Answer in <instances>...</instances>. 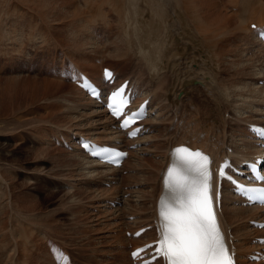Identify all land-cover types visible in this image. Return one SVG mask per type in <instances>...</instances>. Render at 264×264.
Returning <instances> with one entry per match:
<instances>
[{"label": "bare ground", "instance_id": "1", "mask_svg": "<svg viewBox=\"0 0 264 264\" xmlns=\"http://www.w3.org/2000/svg\"><path fill=\"white\" fill-rule=\"evenodd\" d=\"M19 1L16 0L17 4ZM33 1L21 0L22 3L26 2V4H31ZM59 1H61L60 5ZM188 1L196 3L198 10H192L196 16H189L186 14L187 11L182 9L184 3L189 4ZM34 2V7H38L37 11H35L40 22V27L38 28L40 31L36 32L39 34V39L36 41V44L32 42V47L38 46L42 48L46 45L49 46L50 40L60 42L64 46H59L60 51L67 53V56L84 72L96 80H99L102 66L107 63L108 65L116 66V69L122 73L126 71H122L124 69L121 67V63L137 66L140 72L146 74L143 77V74L138 73V69L135 70L142 82V86L145 85L143 86L144 88H149L152 99L154 100L155 98L156 103H159L156 116L148 118V121L152 123L151 129L145 135L132 139L130 141L131 144L130 142L128 143V145L130 144L129 146L134 147L130 151L133 157H130V159L126 158L124 167L121 169H103L104 166L99 165L95 161L82 159L75 152H68L64 146H62L63 148H57L60 152L67 154V156L75 160L74 164H71L72 162L68 163L69 166L71 165V169H69L70 174H67L69 182L74 187L92 190L86 187V183L94 179L99 180V178H104L100 182L108 187L111 184L119 185L109 189H93L92 191L96 190L98 194L104 192L105 195H98L92 198L90 207L99 210V218L106 215L109 216L107 219L109 223V235L104 233L101 235V238L109 237L111 241L109 240L107 246H105L106 251L105 249L98 251L97 255L103 256V258L105 255H108L109 258L114 255L115 257L126 258V252L123 248L124 246H122L123 242H119L117 238L120 236L119 231L122 229L124 223L126 225L129 224L128 220L130 218L128 219V215L124 211H121L118 205L113 206L112 204H108V202L112 201L113 203L116 201L120 203L123 196L127 194L124 198V207L129 203L133 204L132 206L135 207V211L130 212L134 213L133 220L140 221L142 217L141 213L148 215L146 212H150L153 215L156 199L161 190L160 171L164 168L166 162L163 150L167 149L168 145L188 141L194 146L198 145L195 143L196 138L206 139L201 144L211 150L217 159L223 156V147L228 148L227 146L233 147L236 152H242L244 155H248L251 152L253 143L247 140L246 134H241L240 121L244 119L255 121L264 119V89L258 85L260 77L255 75L257 71L255 69L259 67L258 62L261 59L256 54L257 50L254 51L252 49L251 51H247L248 54L244 53V49L250 43L245 37V34L249 31L245 26L256 18H264V0H141V3L129 0H36ZM54 2L60 7L58 5L57 7ZM52 3L57 7L56 11L58 9V12H53L55 9H53ZM227 5H233L236 8L232 10ZM94 6L97 10L90 13L92 11L90 9H93ZM81 7H85V10L83 11ZM64 8L66 10H63ZM87 9L89 12L86 11ZM32 10L34 11V9ZM62 10L66 15H61ZM60 16H62V19L68 16L69 22L67 23L71 27V31L65 36V39L56 34V37H52L50 35L51 31L47 29V22L50 24V30L51 28L52 30L59 29V26L51 24V21H56L55 23L57 24V20L61 21ZM123 20L126 21L128 29L131 28L132 31H136L142 38L144 41L143 45L134 44L131 46L129 37H126L125 34L119 36V28L116 26V23H120ZM103 22L106 25L112 23L113 28L111 27V31H115L114 36L116 34L118 36L117 41L120 46L115 45L114 50L108 48L110 47L108 46L110 43L108 44L106 39L102 42L96 40V37L99 35V23L105 27ZM13 32L10 29L8 30V26H3L0 22V44L6 48L3 51L16 49L17 43L15 41L18 38H15V35L17 32L16 30V33ZM129 32L127 33L128 35ZM36 33L35 35L37 36ZM30 35H32L31 32ZM34 36L33 38L30 36L32 40L35 39ZM115 37L113 38L115 39ZM107 39L111 40L112 38L107 37ZM5 40L7 43L10 42L11 45L6 44ZM236 40H239V42L236 43ZM57 42H55V45L58 44ZM18 44L21 45L20 42ZM133 50H138L140 53L137 54ZM27 51L30 50L27 49L25 53ZM24 55V53H19L18 57L20 59L28 58V55ZM30 57L28 60L33 59L32 55ZM9 60L11 61V59ZM102 60L104 64H102ZM112 60L119 61L116 63ZM18 62L19 60H14V64L16 65ZM187 66L189 67L188 69ZM36 75L38 79L31 81L32 87L30 88L31 95L36 98H31L29 102L40 101L42 105L39 109L37 108L38 111L35 115L31 114V118L28 116L30 114L29 110H26L28 113L24 115L26 118L22 116L24 120L30 121L33 129L37 131L35 134L36 139L30 141V144L31 142H35L37 146L29 145L28 148V151H32L35 155L34 158L39 156L40 152L54 147L52 146L53 143H49L51 137L47 132L49 129H54V127L64 132V138L68 143L72 142L74 137L79 134L92 135L97 139L115 140L118 138L114 121L107 115L105 109L100 103L88 98L84 91L73 82L58 76ZM194 78H196L197 83H194ZM198 87L201 90H198L199 94L196 95L200 96L191 98L189 94L192 95L193 89ZM166 105H171L169 122L166 121V117L164 116V107ZM178 112H180L179 115ZM11 113H13L12 109L0 115V130H2V123L6 124L7 120H10V117L13 116ZM159 124L161 125L160 127ZM155 127L156 130L154 132ZM5 132L7 133V131ZM12 132L15 133L14 131ZM8 133L10 134V132ZM159 138L164 141L162 143L156 142ZM227 140L230 141L229 144H227ZM71 150H75L74 147ZM1 153L3 155L0 154V183L3 182V186L5 185L6 187L10 180L6 182L8 179L1 176V173L5 176V171L7 172V170L4 171L6 169L4 165L8 164L10 169L16 163L6 161L8 151ZM35 160L37 161V159ZM60 164L62 163L60 162ZM65 166L68 165L66 164ZM47 168L49 167L47 166ZM125 168L135 172L125 177H117L118 171ZM7 177L9 178V174ZM128 177H130V184L127 185L125 182L128 181H126ZM30 179L37 180L38 177ZM133 179L138 180V182L135 183L136 181H133ZM124 185L129 188L121 191L120 188L123 189ZM6 189L0 191V210L5 206L8 212V220L4 221L0 219V231L3 229L4 232H7L9 238V236L21 230L27 238L34 233V225L35 227L37 226L35 223L40 222L28 220L35 215L32 209L33 206L24 204L23 200H20V197L17 195L16 197L15 194H11V191ZM239 201H241V198L237 197V200H235V197L228 195L227 192L224 193L221 205L222 225L226 230H233L234 232V235H231V239L235 245L237 264H260L259 261H249L245 256H242L244 251H250L258 246L253 243L254 240L258 239L255 236L264 235V223H249L247 221L248 218L251 219L253 216L261 214L259 213L260 209L259 207L241 205ZM143 206H146V208ZM13 214L17 215L20 220H13L12 222L9 216L14 217ZM263 216L261 214L259 219ZM22 218H25L26 222L22 221ZM244 218L246 222L243 221ZM103 222H105V219H103ZM24 223L28 224L29 227L27 228ZM127 229L129 228H125L124 232ZM10 239L12 238L8 240ZM124 239L128 240V242L141 240L140 238L132 237L127 239L126 236ZM20 242L23 243L24 240H20ZM262 242L264 244V240ZM12 243L14 244L13 239ZM26 243L28 249L35 247V243ZM17 246L18 244H14L15 252L17 250L20 252V247ZM110 246H112V249H109ZM35 253L42 254L43 251L36 250ZM44 253L49 254L47 261L44 260L41 263L40 260L38 261L39 263H34V261L29 264H55L50 250L46 249ZM14 255L15 253L8 254L7 258L6 254L7 259L5 258L2 264H16ZM16 255H18V258L20 257L19 253ZM23 255L22 257H30L34 260L31 252L29 254V252L25 251ZM89 258L83 259L82 262L93 261L92 257L91 259ZM103 261L107 260L103 259ZM123 262L124 260H121L118 263ZM18 264H22L20 260ZM96 264L116 263L101 262ZM151 264H158V262Z\"/></svg>", "mask_w": 264, "mask_h": 264}, {"label": "rangeland", "instance_id": "2", "mask_svg": "<svg viewBox=\"0 0 264 264\" xmlns=\"http://www.w3.org/2000/svg\"><path fill=\"white\" fill-rule=\"evenodd\" d=\"M34 1H36V0H34ZM34 1L32 2V3H34L32 5V3L31 4L30 3L26 4V2L22 3L21 0L19 1L18 4H17L16 0H7V1L2 0V2L0 0V22H1V24H3V26H8V30L10 29V30H12V32L13 31L15 32V30H16L17 34L15 35L16 36L15 38H18V39L20 38L19 41L17 39L18 42L15 41L17 43V47L14 50L10 49L8 51H3L4 49L6 50V48H4L5 47L4 45L0 44V49L2 50V51L0 50V61L4 60L6 62H9L8 59H11L10 67H16V64H14V60L20 61V58L18 57L19 53L26 54L25 51L27 49H29L30 51H35L36 48H37V50H41L43 48V47L40 48L38 46H35V47L31 46L32 42H33V44L34 43L36 44V41L39 39V36H38L39 34L36 32L40 31V29H38L40 27V22L37 18V15H36V11H37L36 9H38V7L37 8H36V6L34 7V5H35ZM129 1H136L137 3H141V0H129ZM29 2H31V1H29ZM56 2H54V3L57 6L58 4H56ZM60 2L61 1H59V5H60ZM188 2H189V4L184 3L182 5V9H185L187 11V13H186L187 15L196 16L193 14V11H192V10H198L196 3L191 2V1H188ZM28 5L31 6V7L29 6V9H28ZM55 5H53V3H52V6L55 7ZM77 6H78V4H77ZM54 7H53V9H55V10H53V12H58L59 11L58 9L56 11L57 7H55V8ZM81 8L83 9V11L85 10V7H81ZM3 9L5 12L3 11ZM32 9H34V11ZM63 10H66V8H64ZM63 10L61 11V15L63 14V16H64L66 14L63 13L64 12ZM90 10H92V11H90V13H92V12H94V10H97V8L94 6V8L90 9ZM86 11H88V9ZM60 17H61L60 18L61 21L57 20V24L55 23L56 21L55 22L51 21V24L59 26V29L56 28V29L52 30V28H51V30H50V24H48V22H47V27H48L47 29H49V31H51L50 35L52 37H56V35H58L60 37L62 36L61 38L65 39V36L68 35V33L71 31V27H69L68 23H67V22H69L68 16H65L66 18H63V19H62V16H60ZM103 24H104V22H103ZM111 24L105 25V27H107V28H105V30H104L105 32L103 31V35L105 37H109L110 39L112 38L111 40L106 38V41L108 42V44L110 43L108 45V46H110L109 49L114 50L115 45L120 46V44L117 41L118 40L117 34L115 35L117 37L114 36L115 31H113V30L111 31V27L113 28V24L112 25ZM99 25L103 26L102 24H99ZM116 26L119 28V33H120V34L118 33L119 36L125 34L126 37L130 38L131 46L134 44L143 45L144 41L136 33V31H134V30L132 31L131 28L128 29L126 27V21L125 20L121 21L120 23H116ZM35 28H37L38 30L37 29L35 30ZM32 31H33V33H32ZM128 31H130L129 35L127 34ZM30 32L32 35H30ZM35 33L37 34V36L35 35ZM112 33H113V35H112ZM29 35L32 38L34 36V38L36 39V40L34 39L35 42H34V40H32V38ZM113 37H115L116 40ZM5 42H6V44L11 45L10 42L7 43L6 40H5ZM19 42L21 45L18 44ZM27 42L29 44L30 43L31 44L29 45ZM58 45L61 46L62 44L60 43ZM47 48L49 51H52L53 46L51 45V42H50L49 46H47ZM133 52H136L137 54L140 53L138 50H133ZM133 52H132V54H133ZM27 57L28 58H26L24 60L28 61V59L31 58L30 55H28ZM52 57H53V55L51 54L50 59H52ZM128 57H129V55H128ZM15 58H17V59H15ZM112 61L118 63L117 61H119V60H112ZM125 65H128V64H125ZM25 67H29V66L25 65ZM188 68L189 67L187 66V69ZM16 69H17V71L1 72L0 73V115L2 113H4L5 111H9L11 109L13 110V113H11V114H13V116L10 117L12 120L8 119L6 124L2 123V130H0V135H1L0 136V142H1L0 143V149L3 151L0 150V154L3 155V153H1V152L5 153L8 151V153H7L8 158L6 161H9L10 163L11 162L16 163V164H13L10 167V169H9L8 164L4 165V168H6V169H4V171L7 170L8 173L5 171V176L2 173H1V176H2V178L8 179V180L5 179L6 182H8L9 180L10 181L6 187H5V185L3 186V184H2L3 182L1 181L2 183H0V191H3L2 189L5 190V188H7L6 190L11 191V194H15V196L17 195L18 197H20V200L21 201L23 200L22 202H24V204H29V205L33 206L32 209H33V212L35 215L28 220L37 221V222H40L41 224L35 223L37 226L35 227V225H34V228L32 225V228L34 229V233L31 236H28L27 238H26V235L23 234L21 230H20V232H15L13 235L9 236V238H12L14 240V244H18V246L20 247L19 248L20 252H19V250H17L15 252L14 244L12 243V239H10L11 241L8 240L9 239L8 233L4 232L3 229H1L2 231H0V263L2 264V262L5 260L6 254H7V258H8V254H12V253H15L14 257L16 259V264H18L19 260L22 264H29V263L34 262V261H35L34 263H39L38 261H40V260H41V263H42V261L44 262V260H47L48 255H49V254L44 253L45 249L49 250L47 245H45L46 244L45 243V237L46 236L49 238H52L54 240H55V238L61 240L66 245V247L71 251V253L74 256H77L76 258H78L80 260H83V259H86L89 257H90L89 259H91V257H92L93 258L92 260L97 262V263H101V262L110 263V262H108L109 260H107L109 258L108 255H105L104 258H103V256L97 255L98 251H101L103 249H105V251H106L105 246H107V244L110 240L109 237L108 238H101V235L104 233L109 235V226H108L109 223L107 220L109 218V216L106 215V216H102L99 218V210L96 208L90 207V203H91L92 198L97 197L98 195L99 196L105 195L104 192H101L100 194H98L96 190L92 191L93 189H109L111 187H116L119 185L118 184H111V186L108 187L105 184L101 183L99 180L94 179V180H91L90 182L86 183V187H89L92 190H89L88 188L79 189L77 187H74L73 185H71V187H70L68 184L66 186H60V184H59L60 181H64L66 183L69 182V176L68 175L70 174L69 169H71V165L69 166L68 163L72 162L71 164H74L73 162H75L74 159L67 156V154L60 152L57 149V148H63L61 145L58 146V145L53 144L52 146H54V147L58 146V147H56V148L49 147L51 149H49V150L46 149L47 151L40 152L38 154L39 156L34 158L35 155L33 154L32 151H28V148H29V145L30 146L36 145L35 142H31V144H30V141L36 139L35 134L37 131H35L33 129L32 124H30L31 122L24 120L22 116L27 115V113L29 112L30 114L28 116H29V118H31L30 117V116H32L31 114L33 113L35 115L37 113L38 109L40 108V106L42 105V102L40 104V101L29 102V100L31 98H36V97L31 95L30 88L32 87L31 81L37 80L38 76L36 75V73L27 72V68H26V70H22L21 68H16ZM41 76H43V75H41ZM33 77H35L36 79ZM198 90H201V89L199 87L196 89H193L194 95L199 94L197 92ZM189 96L191 98H194V97L197 98L200 95L199 96L196 95L193 97L191 94H189ZM158 101H160V100H158ZM36 106H38V107H36ZM34 109H36V110H34ZM26 110L27 111L29 110V111L26 112ZM34 111H35V113H34ZM23 112H25V113L23 114ZM21 113H22V115H21ZM11 114H9V115H11ZM14 120H16V121H14ZM11 124L13 125V127H11L12 126ZM29 124H30V126H29ZM8 125H10V127H8ZM28 126H29V128H28ZM164 126H163V128H164ZM18 127H20V128L22 127V128L21 129L19 128V130H18ZM5 131H7V133ZM12 131H14L15 133H13ZM8 132H10L11 135ZM162 142H163L162 140H159V143H162ZM8 145H10V146H8ZM55 149H57L59 152ZM45 155H46V157H45ZM40 156H41V159H40ZM65 156H67V157H65ZM15 158H16L15 161H17V162L14 161ZM35 159H37V161ZM45 159L49 160V161H46ZM60 162L63 164V166L65 168L63 166H61L62 164H60ZM26 164H28V165H26ZM66 164L68 166H65ZM21 165L22 166L24 165V166L22 167ZM59 165H60V167H59ZM19 166H20V168H18ZM47 166L50 169L47 168ZM24 169H26V170H24ZM38 169H39V171H38ZM44 173L49 174L48 178L49 179L53 178V180H55L56 182L53 183V181L49 182V181L38 180V179L37 180H35V179L31 180L30 179V178H35V177H41V175H43ZM8 174H9V178L7 177ZM66 176H68V177H66ZM129 178L130 177H128V179H127L128 183L125 182L127 185L130 184ZM41 179H42V177H41ZM133 181H136L135 183L138 182V180H136V179H133ZM9 184H10V186H9ZM131 184H133V182H131ZM8 188H10V189H8ZM126 188L128 189L129 187L124 185L123 189L122 188H120V189H121V191H123ZM13 189H14V191H13ZM12 191H13V193H12ZM126 195H124L123 197H126ZM71 196H72V198H71ZM108 197H110V196H108ZM3 198H5V196H3ZM121 198H122V196H121ZM30 202H31V204H30ZM108 204H112L113 206L119 205V203L116 201H114L113 203H112V201H109ZM132 205H133L132 203L127 204L125 207L123 205L124 208L121 211H124V210L129 211V212L135 211L134 210L135 207H133ZM143 207L146 208V206H143ZM67 208H68V210H67ZM13 216L14 217L9 216V218L12 220V222H13V220H15V221L20 220V219H18L17 215L13 214ZM0 219H3L4 221L8 220V212H7V209L5 208V206H3L2 209L0 210ZM103 219H105V222H103ZM21 220L26 222L25 218H22ZM24 225H26L27 228L29 227L28 224H26V223H24ZM20 240H24V242L21 243ZM26 242L35 243L34 244L35 247H33V249L32 248L28 249V247H27L28 245ZM7 244L9 247L7 246ZM23 249H25V251L29 252V254L31 252L34 260L31 259L30 257H28L30 259H28L27 257H22V256H24L23 253L25 252V251H23ZM109 249H112V246H110ZM29 250H31V251H29ZM36 250H42L43 253L42 254L41 253L36 254L35 253ZM17 253H19V256H20L19 258H18V255H16ZM103 259H106L107 261H103ZM29 260H31V261H29Z\"/></svg>", "mask_w": 264, "mask_h": 264}, {"label": "snow or ice", "instance_id": "3", "mask_svg": "<svg viewBox=\"0 0 264 264\" xmlns=\"http://www.w3.org/2000/svg\"><path fill=\"white\" fill-rule=\"evenodd\" d=\"M259 35L264 37V31ZM105 75L112 78L111 72L106 71ZM84 86L90 87L87 83ZM125 87L121 86L110 97L108 107L113 115H122L128 102L124 98ZM91 93L98 96L94 88ZM140 115L132 113L122 127L129 126ZM254 131L264 136V129ZM131 135H136V132ZM113 155L122 157L125 153ZM171 156V165L163 178L165 193L159 202L157 254L165 259L166 264H235L234 254L227 246L215 212L210 158L202 151L186 146L175 148ZM227 167V164L220 167L219 177L229 178L225 171ZM257 179L264 180V176ZM238 190L248 195L250 200L264 202V188L238 185ZM140 251L143 250L134 252L133 256L138 257ZM60 260L64 264L67 257L61 254Z\"/></svg>", "mask_w": 264, "mask_h": 264}]
</instances>
